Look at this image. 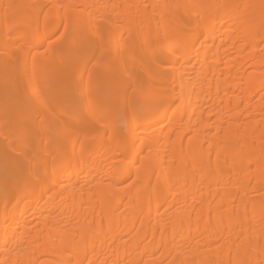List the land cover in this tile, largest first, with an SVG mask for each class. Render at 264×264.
<instances>
[{"label": "bare ground", "instance_id": "1", "mask_svg": "<svg viewBox=\"0 0 264 264\" xmlns=\"http://www.w3.org/2000/svg\"><path fill=\"white\" fill-rule=\"evenodd\" d=\"M0 163V264H264V0H0Z\"/></svg>", "mask_w": 264, "mask_h": 264}, {"label": "rangeland", "instance_id": "2", "mask_svg": "<svg viewBox=\"0 0 264 264\" xmlns=\"http://www.w3.org/2000/svg\"><path fill=\"white\" fill-rule=\"evenodd\" d=\"M2 165H3V166H2ZM3 168H5V169H9V171L11 170L10 165H7V166H6L5 163H2V164L0 163V169L3 170ZM5 169H4V170H5ZM1 170H0V171H1ZM0 181H1V179H0Z\"/></svg>", "mask_w": 264, "mask_h": 264}]
</instances>
